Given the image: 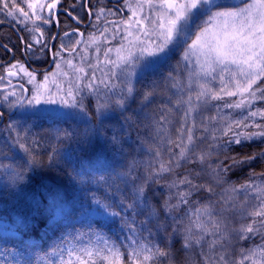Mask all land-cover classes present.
I'll return each mask as SVG.
<instances>
[{
    "label": "snow or ice",
    "instance_id": "1",
    "mask_svg": "<svg viewBox=\"0 0 264 264\" xmlns=\"http://www.w3.org/2000/svg\"><path fill=\"white\" fill-rule=\"evenodd\" d=\"M60 2L61 0H52L51 3H46L45 0L29 2L27 6L32 10L30 17L23 8L16 9L15 0H11V2L10 0H0V5H2L0 11H3L6 17L17 19L14 11L18 10L25 19L24 21L17 20V22L24 24L25 30L29 33H39V38L33 36L32 39L33 43H41L45 40V31L42 25L50 24V18L55 16L54 10ZM240 2L243 3L242 7L236 3V0H232L231 4H226L225 0H135V2L124 0L125 7L131 15L126 20L119 22L105 20V23H116L118 28L120 24L124 25L125 33L122 38L123 42L119 46L104 50L106 57L104 63L111 65L110 76L105 73V80L100 81V84L105 87V94L117 95L115 89L118 87L115 84L106 83V79L120 80L123 88L119 91L115 105L123 108L126 100L132 98L135 91L133 78L142 77L155 66L166 63L172 53L183 46L181 60L188 68V75L186 86L180 90H186L187 96L181 95L176 101V105L186 106L184 116L181 118L179 128L176 129L178 133L176 138L169 137L167 140L170 158L166 161L163 159L159 161V168H153L144 185L133 187L132 201L126 205V209L133 211L134 216L131 221L121 217L124 221L122 226L126 225L130 233L126 238L129 243L123 246L119 245L89 227L87 231L77 230L72 234L63 235L59 242L46 253L48 258L43 264H164L165 261L168 264H174L172 253L167 247L162 248L159 244L139 239L138 231L133 226L135 211L137 206L144 207L145 186L150 179L158 178L164 173L175 174V170L183 166L182 162H198L203 165L212 155L210 150L196 151L197 142L205 139L203 136L195 135V130L198 127L196 116L209 107L215 106L216 113L206 117L205 120L208 123L202 122L200 126L203 127L204 132H207L208 124L213 125L211 136L213 143L209 145V149H215L217 155L221 151H231V145L241 146L256 141L264 143V108L255 107V101H264V0H247V2L240 0ZM145 8L149 10L148 14L141 15ZM44 9H47L49 13L47 17L41 15ZM105 11L103 7L98 10L97 21L101 20ZM107 11L114 15L111 9ZM68 15L72 16V13L69 12ZM72 19L80 22L75 16H72ZM25 21H30L32 27H28ZM37 21L41 23H37ZM92 26L97 29L99 35L96 32L89 33L86 42L88 47L97 45L101 37L110 31L107 27L100 30L97 24ZM64 35L67 36L68 33ZM80 42V40L76 41L77 44ZM27 47L31 49L32 44H28ZM43 47H47V44H44ZM63 47L61 45V49L54 51L53 56L60 57ZM96 50L100 51L99 47ZM112 54L115 56L114 59L111 58ZM82 59L87 58L82 57ZM64 63L74 68L78 74L85 73V67H75L71 60H65ZM88 67H92V65H88ZM17 68L29 78L28 83L34 85L33 95L26 101L31 110L30 118L56 120L69 115L55 107H36L42 103L55 105L57 103L55 97L64 91L61 84L54 79L61 74L68 75V73L60 71L61 64L59 62L56 64L58 71L46 74L43 81L40 82H37L36 76L27 71L24 65L19 62L11 65L5 71L9 77H13L17 75V71H15ZM50 76L53 77L51 81ZM82 78L77 75L75 87L70 84L67 90L68 98L60 100L63 108H78L80 112H84L83 96L81 95L83 89L80 87ZM3 79L4 77L0 76V80ZM91 79L94 82L95 75ZM169 79H174L171 74H169ZM49 83L55 85V92L50 91ZM176 86L177 83H173V87ZM84 88L88 89L90 93L97 95L100 93V88L94 87L92 82L85 84ZM9 95L15 96L16 93L5 94L4 100H7ZM151 95V92L145 93L144 100H148ZM78 96L79 100L76 98ZM17 105L21 108L25 107L19 98L12 102L10 107ZM108 107L107 101L99 104L98 114L102 109ZM222 109L231 111L225 114ZM257 117H259V122L256 121ZM188 119L192 120L190 126H186ZM9 128L15 130L16 125L10 124ZM159 131L161 129H158ZM164 131L167 135V131ZM27 132L28 129H25L26 134ZM26 134L23 138L25 141H27ZM59 138L57 137V139ZM163 139L164 137H161L162 142ZM17 142L20 149L31 156L28 160L29 167L37 166L38 160L32 155L31 149L26 143L19 142V139ZM173 147L178 148L179 151L173 152ZM54 154L55 149L49 154L50 163ZM155 156L157 158L162 156L161 147L156 148ZM228 158L231 159V165L217 164L212 169L218 182L223 179L222 173H226L233 167L250 165L257 159L264 161V149L253 152L251 155ZM0 167L7 170L14 184L23 182L24 176L19 172L9 169L7 165H0ZM128 175L129 173L121 174L117 179L127 185L129 183ZM250 176L264 178V172L259 174L253 172L250 173ZM180 185H188L189 191H180L177 203L174 205L169 204L168 200L165 201V211L169 214L173 209L178 210L181 204H187L188 197L192 195L193 191L204 187V185L194 184L187 175L171 181L168 186L179 188ZM117 190L119 191L118 186ZM206 190L212 192L210 186ZM231 191H244L245 198L239 207L240 218L251 220L250 223L233 229V232L242 241L259 235L262 243L249 249L241 248L239 258L232 260V254L225 243V241L231 243V234L225 230L229 222L228 217L224 215L215 217L211 206L203 205L192 214L196 216V219L189 218V224L183 228L181 232L182 247L189 249L193 244L200 246L205 242V236L212 235L215 238L208 242L209 250L215 252L219 248V260L206 259L205 264H264V182L259 185L246 182L231 188ZM170 199L171 197H169ZM92 204L96 206L94 211L113 218L120 217V212L117 209L125 207L123 196L118 204H114L107 199L102 200L93 195ZM234 211H237L235 207L222 209V213ZM201 217H207V223L202 221ZM153 218H157L154 209L148 214L149 221ZM193 227L196 232H193ZM179 231L181 230L173 228V234ZM85 237L88 238L86 242ZM122 247L127 251H122ZM8 255L12 256L14 264H33L27 254L19 252V250H16L15 253L10 252Z\"/></svg>",
    "mask_w": 264,
    "mask_h": 264
},
{
    "label": "trees",
    "instance_id": "2",
    "mask_svg": "<svg viewBox=\"0 0 264 264\" xmlns=\"http://www.w3.org/2000/svg\"><path fill=\"white\" fill-rule=\"evenodd\" d=\"M171 60L169 58L166 63L136 81L133 97L121 114L99 117L85 102L87 119L82 121L66 116L56 120H36L30 115H20L7 121L5 127L9 132L0 136V165H7L9 169L19 172L24 180L14 184L7 170L0 167V264H14L8 253H15L16 250L27 254L33 264H43L48 258L46 253L63 235L77 230L87 231L89 227L119 245L129 243L126 238L130 233L126 225L122 226L124 221L121 217L131 221L134 216L133 211L126 209V205L132 201L133 187L144 185L153 168H159V161L170 158L167 140L169 137L176 138V129L184 116L186 106H177L176 101L181 95L186 97L187 91L180 90L185 85L169 79V74L174 78L171 69L176 65V58L174 62ZM173 83H177V86L173 87ZM147 92L152 95L144 100ZM230 111L222 109L225 114ZM215 113V106H211L195 118L198 125L195 135L205 137L197 142L196 151L210 150V158L203 165L182 162L183 166L176 169L175 174L164 173L150 179L145 186L144 207L137 206L135 211L133 226L138 231L139 239L159 244L162 248L167 247L172 253L174 264H205L206 259L219 260L220 249L217 248L215 252L209 250L208 242L215 238L212 235L205 236V242L200 246L193 244L189 249L182 247L181 232L189 224V218L196 219L192 214L203 205H210L215 217H228L225 230L231 234V243H225L232 260L239 258L241 248L249 249L262 243L259 235L242 241L233 232V229L251 220L240 218L239 207L245 198L244 191L232 192L231 188L246 182L256 185L264 182V178L250 176L253 172H264V161L257 159L250 165L233 167L222 173L223 179L219 182L212 169L217 164L231 165L228 157L260 151L264 149V143L256 141L241 146L231 145V151H221L217 155L215 149H209L213 143V125L208 124L207 132L200 126L202 122L208 123L205 118ZM191 123L192 120L188 119L186 126ZM10 124H15L16 129L9 128ZM25 129H28L27 134ZM158 129L161 131L158 132ZM25 134L27 141L23 139ZM161 137H164L163 142ZM18 139L31 149L32 155L38 160L37 166L29 167L31 156L20 149ZM157 147L162 150L159 158L155 156ZM53 149L55 154L50 163L49 154ZM172 150L179 151L175 147ZM125 173H129L127 185L117 179ZM185 175L194 184L204 187L193 191L187 204H181L178 210L173 209L169 214L165 211V201L176 204L178 193L189 191V186L170 188L168 185ZM38 181H43L40 189ZM209 186L212 192L206 190ZM25 188L37 192L34 203L30 204L23 195ZM93 195L114 204H118L123 196L125 207L117 209L120 217H108L94 211ZM224 207H235L237 211L222 213ZM153 209L157 218L149 221L148 214ZM201 220L207 223V217H201ZM174 227L181 231L173 234ZM193 232H196L195 227ZM87 239L85 237V242ZM122 251L127 249L122 247Z\"/></svg>",
    "mask_w": 264,
    "mask_h": 264
},
{
    "label": "rangeland",
    "instance_id": "3",
    "mask_svg": "<svg viewBox=\"0 0 264 264\" xmlns=\"http://www.w3.org/2000/svg\"><path fill=\"white\" fill-rule=\"evenodd\" d=\"M84 1V0H83ZM11 2V0H10ZM29 2H35V0H15V6L16 9H20L23 8V10L25 12L29 13V16L31 17V13L32 10L28 8V3ZM46 3H51L52 0H45ZM244 2H247V0H244ZM63 0H61L60 4L58 5V7L54 10L55 14L61 12V6H62ZM107 3V2H106ZM227 4H231L232 0H226ZM236 3H238L239 6H243V3L240 2V0H236ZM106 6L109 8L111 7V5L109 3L106 4ZM0 7H2V5H0ZM79 5L77 4V8L79 9ZM126 11L128 12V9H126ZM148 9L145 8L144 12L141 15H146L148 14ZM106 12V11H105ZM14 15L17 19H13L11 17H6L4 15L3 11H0V24H7L4 26L0 27V38L2 40H4V36L5 38H7L8 40V45L10 47H15V51L16 53L14 54L15 57H19L20 59V55H19V49L20 44L18 45V39L17 36H13V32H18L21 33V35L24 37L25 39V43L30 44L32 43V37L35 36V34L37 33H29L28 31L25 30L24 24L22 23H18L17 20L20 21H24V17L20 14V12L18 10L14 11ZM41 15L43 16H48L49 13L47 11V9H44L41 12ZM62 13H60L58 16V18H62ZM117 16V19H120V15L117 12L115 14ZM57 16H55L57 18ZM94 17V16H93ZM53 17L50 18L51 22L50 24L47 25H42V28L44 29V31L46 33L50 32V28H51V24L53 23L52 21ZM107 16L104 17V21L107 20ZM116 22H119V20ZM25 23H27L28 27H32V24L30 21H25ZM37 23H41L40 21H37ZM105 23V22H104ZM104 27H107L110 29L109 32L105 33L104 37H101L100 42L97 45H93L91 47H88L87 45V41H85V48L83 52L78 53V51L75 54H70V55H66L64 58L63 57H56L55 61H53L52 63L49 64V61H46L47 63L43 65L39 64L37 65V67L39 69H45V71L43 73H38L35 74L36 76V80L37 82L43 81L44 76L46 74H51L54 73L57 70L56 68V64L59 62L61 64V69L60 71L68 73V75H58L56 77H54V79L56 80L57 83H60L62 88L64 89V91L62 93H60L59 95H57L55 97V99L57 100V103L55 105H45V104H40V105H36L37 108L39 107H48V108H59L62 112H66L69 113V115H66V117H70V118H74L77 119V121H82V120H86L87 119V115H86V109H85V102L90 105L92 107V109L97 113V115L99 117H103L106 116L108 114H121V112L123 111V109L125 108V106L131 101L132 98L126 100L125 105L123 108L117 107L115 105V100L118 98V94L121 88H123V84L121 83L120 80H116V79H106V83L109 84H115L118 87L115 89L117 95H112V93H107V95L105 94L106 90L103 84H100L101 80H105V73H108V75L110 76V69H111V65H107L104 63L106 57L104 56V50L107 48H115L117 46H119L122 42H123V36L125 35L123 29H124V25L120 24L119 28L117 27L116 23H108L106 24ZM49 30V31H48ZM102 30V29H101ZM92 32V31H91ZM118 33V34H117ZM97 35H99V32H96ZM89 35V34H88ZM88 35H87V40H88ZM115 35V38H113ZM28 39L31 42H28ZM106 41V42H105ZM189 43H191V41H189ZM97 47H99L100 51H97ZM184 48L183 46L180 48H177L171 55V62H174L175 58V66L172 67V71L174 72V79L175 82L178 81V84H182L185 85L187 84V75H188V68L185 66V63L181 60L182 54H183ZM28 55L27 52L25 53V56ZM82 57H86L87 59H82ZM173 57V58H172ZM28 58V56L26 57ZM112 59L115 58L114 54H112L111 56ZM4 59V58H3ZM2 59V60H3ZM0 60V61H2ZM28 61L32 60V62H38V58H32V56L30 57V59H27ZM43 59H39V62H42ZM65 60H71L72 64L75 67H85V73H76L74 68L69 67L66 63H64ZM45 62V61H44ZM20 63L22 64V62L20 61ZM194 63V61H193ZM14 64V63H13ZM12 64V65H13ZM16 64V63H15ZM33 64V63H32ZM88 65H92V67H88ZM159 65L155 66L153 69L157 68ZM150 69L148 72H150ZM15 71H17V73H19L20 78L18 77V79L21 80V85L23 84L28 90V96L27 99L30 98L33 95V88L34 85L28 83V77L25 76L22 72L19 71V69H15ZM147 73V72H146ZM77 75L83 77L80 81V87L83 89L81 95L83 96V104H84V112H80V110L77 109H71V108H63L60 104V100L61 99H67V90L71 84L72 87H75V81H76V77ZM95 75L96 79L93 82L92 81V76ZM11 79V83H14V79H17V75L13 76V77H9ZM138 78H133V84L135 86L136 81L139 79ZM50 81L53 79L52 76L49 77ZM17 82V81H16ZM92 82L95 86H98L100 88V93L97 95L95 93H90L88 91V89L84 88L85 84H88ZM22 85V86H23ZM24 87V88H25ZM49 89L51 92H55L56 88L54 84L49 83ZM133 97V96H132ZM77 100L80 99V97H76ZM226 99H230V98H226ZM235 99V98H233ZM27 101V100H26ZM108 102L109 107L107 109H102L99 114L97 112L98 109V105L99 104H103L105 102ZM25 107L24 108H20L16 117L19 115L25 116V115H30V109L28 108L26 102L24 103ZM255 107H260V108H264V101L261 100H257L255 101ZM74 113V114H73ZM256 121L259 122V117L256 118ZM255 130V129H252ZM4 132H9V130H7V128L5 126L1 127V131H0V136H4ZM13 144V143H12ZM38 183L40 184V187L38 189L41 188L43 181H38ZM23 195L25 196V198L31 203H34L33 201L35 200L37 195V192L34 190H31L30 188H25L23 190Z\"/></svg>",
    "mask_w": 264,
    "mask_h": 264
},
{
    "label": "flooded vegetation",
    "instance_id": "4",
    "mask_svg": "<svg viewBox=\"0 0 264 264\" xmlns=\"http://www.w3.org/2000/svg\"><path fill=\"white\" fill-rule=\"evenodd\" d=\"M106 2L109 3L111 7L108 8ZM132 2H135V0H132ZM77 4L80 6L79 9L77 8ZM102 7L106 12L103 13L101 20L97 21V12ZM108 9H111L114 15L109 14L107 11ZM126 9L124 0H63L61 12L55 14V16H57L62 13V18L60 19L58 16L57 18L55 16L53 17V23L50 28L51 33L45 32V40L41 43H33L32 40V43H30L32 44V48L29 49L27 43H25L24 37L19 33L20 31L17 33L13 32L12 35L17 36V39L19 40L18 45L20 44L21 47L19 49L20 59L19 57L14 56L16 48L13 49V46L10 47L8 45L7 38H5V36L4 40L0 38V60L4 58L0 61V76L4 77L3 80H0V131L1 127L5 126L10 118H16V115L21 108L19 105L16 107H10V104L17 101L18 98L21 102L25 103L28 96V89L23 84L22 86L21 80L18 79V77L20 78L19 73H17V79H14V83H9L11 79L5 69L10 67L13 63H20L21 61L25 69L32 72L34 75L43 73L45 69H39L37 65L42 64L43 67V65L47 63L46 61H49V64L55 61L56 57L53 56V52L57 49H61V45L64 46L60 55V57L63 58L66 55L75 54L77 51L78 53L83 52L86 47L84 44L85 41H87V35L89 33L98 32L92 25L97 24V27L100 30H103L105 28L104 26L108 24L104 23V17L106 16L108 18L107 21L111 22H116V20H126L131 15ZM69 12L72 13V16L77 17L80 22L78 23L77 20L72 19V16L68 15ZM117 12L120 15V19H117V16L115 15ZM65 33H68V35L65 36ZM35 36L39 38V33L35 34ZM53 37H55V39H53ZM77 40H80L81 42L77 44ZM28 42L31 41L28 39ZM44 44H47V47H43ZM41 48H43V51H41ZM26 52L28 55L25 56ZM27 56L29 59L31 56L32 58H38L37 64L36 62H32V60L28 61V58H26ZM39 59H43L42 62H39ZM11 92H15L16 95H9L8 99L4 100V95Z\"/></svg>",
    "mask_w": 264,
    "mask_h": 264
},
{
    "label": "water",
    "instance_id": "5",
    "mask_svg": "<svg viewBox=\"0 0 264 264\" xmlns=\"http://www.w3.org/2000/svg\"><path fill=\"white\" fill-rule=\"evenodd\" d=\"M4 25H6V26H7V24H0V27H1V26H4Z\"/></svg>",
    "mask_w": 264,
    "mask_h": 264
}]
</instances>
